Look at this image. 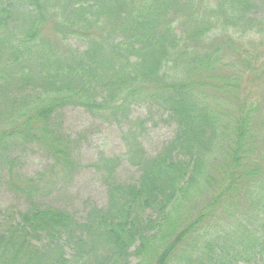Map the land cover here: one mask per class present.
Here are the masks:
<instances>
[{
	"label": "trees",
	"instance_id": "trees-1",
	"mask_svg": "<svg viewBox=\"0 0 264 264\" xmlns=\"http://www.w3.org/2000/svg\"><path fill=\"white\" fill-rule=\"evenodd\" d=\"M261 7L260 0H0V165L9 189L29 202L0 224V264L264 261V233L243 234L248 226L232 219L249 187L264 215ZM69 37L85 48L71 47ZM140 104L157 106L174 125L152 156L141 138L146 119L131 118ZM69 106L130 123L124 157L139 171L124 182L116 177L120 158L90 164L107 202L91 205L82 221L37 200L79 167L59 115ZM32 144L52 164L25 177L14 153ZM224 218L234 228L208 238Z\"/></svg>",
	"mask_w": 264,
	"mask_h": 264
},
{
	"label": "rangeland",
	"instance_id": "rangeland-1",
	"mask_svg": "<svg viewBox=\"0 0 264 264\" xmlns=\"http://www.w3.org/2000/svg\"><path fill=\"white\" fill-rule=\"evenodd\" d=\"M260 1L262 7L259 10V16L264 17V0ZM67 43L76 49L85 48L84 43L75 37H69ZM59 115L62 118L64 133L72 140L73 158L79 167L76 173L72 174L70 180L64 183L57 182L49 194L41 196L37 200L44 205L67 210L82 221L91 205L103 207L107 202L106 187L99 181L98 174L93 167L89 166L90 164L97 162L101 157H118L121 159L116 171L118 180L134 182L139 176L138 169L130 165L124 157L126 146L122 140V134L128 130L130 123L104 122L81 107H66L61 110ZM137 117H143L147 121V130L141 138L146 153L150 156L155 155L173 137L174 125L165 119L163 110L154 105L135 106L131 118L134 120ZM14 154L19 157L20 161L16 170L25 177H31L40 171L47 170L52 164L51 159L35 144L28 145ZM0 179V224H2L11 218H18L19 213L28 208L29 202L23 195L11 191L6 185L7 170L3 165H0ZM249 188L250 191L253 190L254 195L251 193L245 197L246 193H243L240 199L237 198L238 209L234 211L232 219H235V223L244 221L248 226L243 230V234L248 229L250 232L255 230L260 235L264 233L262 225L264 224V215L261 205L258 206L255 197L257 195L261 199L262 197L257 188ZM241 206L244 207L243 211H240ZM219 223L216 230L209 227L208 238L219 237L218 231L226 226L232 228L235 226L225 218ZM239 229L242 230V228ZM250 232H246L247 237L250 236ZM67 252L71 253L69 249ZM130 264H139V259L132 257ZM235 264H264V261Z\"/></svg>",
	"mask_w": 264,
	"mask_h": 264
}]
</instances>
